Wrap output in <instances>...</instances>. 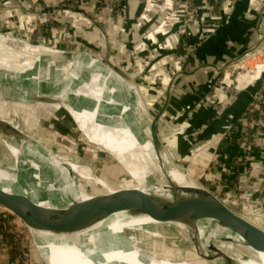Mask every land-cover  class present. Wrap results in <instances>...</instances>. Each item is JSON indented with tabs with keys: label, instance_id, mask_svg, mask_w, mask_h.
<instances>
[{
	"label": "crops",
	"instance_id": "0c3cea01",
	"mask_svg": "<svg viewBox=\"0 0 264 264\" xmlns=\"http://www.w3.org/2000/svg\"><path fill=\"white\" fill-rule=\"evenodd\" d=\"M182 1L126 0L128 14L122 18L93 0H75L71 8L66 0H0V32L124 66L143 100L152 102L151 111L145 106L158 119L169 160L210 181L207 186L229 208L264 229V132L247 128L245 146L223 139L232 125L239 132L261 80L235 101L221 83L232 75L235 61L256 47L264 50V0H221L214 9L206 0H193V21ZM185 44L195 47L186 53ZM62 108L74 122L67 131L78 129ZM68 115L61 112L60 126ZM195 143L200 148L192 150ZM234 196L246 215L235 210Z\"/></svg>",
	"mask_w": 264,
	"mask_h": 264
},
{
	"label": "bare ground",
	"instance_id": "6f19581e",
	"mask_svg": "<svg viewBox=\"0 0 264 264\" xmlns=\"http://www.w3.org/2000/svg\"><path fill=\"white\" fill-rule=\"evenodd\" d=\"M7 40L0 36V86H13L0 90V115L4 106L11 103L25 106L37 96L43 97L38 98L39 101H49V97L56 98L58 103L70 98L65 103L57 104L71 113L78 129L90 143L104 148L138 182L134 191H113L111 194H114L97 199L146 195L164 201L185 215L195 217L201 206L194 204L195 207H192L191 202L177 190L170 186L169 190L163 189L165 185H159L157 175L146 174L149 166L143 163L145 153L151 157L153 164H158L153 153L152 134L139 111L133 87L121 73L81 53H74L70 64L64 66L55 60L57 54L49 49L45 51L43 46L34 47L26 42L22 43V53L25 54L23 58L30 61L18 65L16 57L2 49ZM74 83L75 90L71 95ZM6 128L8 139L4 145L10 148L14 164L0 165V186L5 192L37 207L65 206L87 198L82 190L70 188L66 181L52 172V169L67 166L81 178V172L72 164L46 155L35 141L20 135L8 125ZM170 169L173 168L170 166ZM81 174L86 176V180L92 179L87 173ZM179 178L173 180L183 186L202 189L183 174ZM97 184L105 187L101 181H97ZM141 221L151 219L135 220L121 214L91 228L66 235L51 236L33 231L32 235L40 254L54 260L56 264H224V257L217 255L211 245L193 239V248L200 252L205 261L200 258L175 261L172 254L161 256L154 251L150 254L144 248L134 246L126 238L124 228L137 227L136 222ZM226 236L237 246L246 247L251 252L247 258L227 253L233 258L234 264H264V251L252 248L239 236ZM194 253L197 255L196 251ZM43 262L47 264L46 260Z\"/></svg>",
	"mask_w": 264,
	"mask_h": 264
},
{
	"label": "rangeland",
	"instance_id": "374dc122",
	"mask_svg": "<svg viewBox=\"0 0 264 264\" xmlns=\"http://www.w3.org/2000/svg\"><path fill=\"white\" fill-rule=\"evenodd\" d=\"M72 6H74V4L70 5L69 7L71 8ZM0 36L8 38L5 43V48L2 49H4L7 54L11 52L10 54H13L16 57V62L18 65H25L29 63L28 61H30L28 58H23L25 57V54L22 53V43L24 42L34 47L43 46L42 49L45 51L49 49L54 54H57L55 60L64 66L69 65L74 58V54H68L60 50L64 52L61 53L57 51L58 49L53 50L54 48L52 47H45L46 45H43L41 40L37 38L28 41L20 35L2 32H0ZM103 60L115 62L109 58ZM117 66L120 67L119 65ZM123 71L125 70L123 69ZM127 71L125 72L130 76L131 72ZM38 98L43 97H34L33 101L27 102L25 106L19 105L17 103H11L7 106H4L0 115L1 118L5 120L6 125L14 128L20 135L23 134L24 136L35 141L42 148L46 155L63 162H68L72 164L79 172L90 175L92 179L86 180V183L89 191L94 197L97 198L103 195H112L116 192L134 191L133 189L137 188L138 182L136 179L131 177L120 165V163L104 148L90 143L85 135L77 128H74L72 132L61 130L62 128L58 124L57 120L61 114L60 109L62 107L58 105L59 103L56 98L48 97L49 101L46 102L39 101ZM146 100L147 99H145L144 103L145 105L147 104V106H149V110L151 111V108L153 107L152 102ZM66 141L67 143L65 144ZM161 143L163 144L162 141ZM244 150L247 151L245 147ZM252 156V154H250V156L247 155L246 160H251ZM13 161L14 160L11 152L5 147V145H1L0 165L13 166ZM143 163L144 166H149L150 169H147L146 174L150 175L151 173H154L157 175L159 185H165L162 188H167L169 190L170 188L166 186L168 185V181L162 170H160L161 168L158 164H153L151 157L146 153ZM170 166L173 168L170 169V173L174 179L179 180V176L183 174V176H187L189 179H191L193 181L192 183L203 189L209 190L207 185L211 184V182L205 180L202 182V179H199L196 175L189 171V167L177 166L171 161ZM52 172L59 179L66 181V184L69 185L70 188L82 190L80 183L81 178L76 176L69 167L65 166L52 169ZM97 181H101L105 187H100L97 184ZM113 191L114 193L111 194ZM213 193L218 194V191H214ZM234 200L236 203H234L235 210L240 212L242 215H246V212L242 207H240L241 203L239 202L238 197H235ZM248 207L251 206L249 205ZM0 215L8 218L11 225H13L15 230L21 235V242L27 250L29 260H31L32 264H44L42 258L51 264H56L54 260L49 259L47 256H44V254H40V252L36 249L32 231L21 220L1 208ZM124 234L129 242H131L134 246L144 248L150 254H153V251L159 255L172 254V259L175 261H190L192 259L196 260L199 258L204 260L200 252L196 248H193L194 246L192 245V238L186 234H182L174 230L152 226H137L125 227ZM225 237V240H218L219 242L214 245H207L210 246L215 253L217 252L216 254L219 256H221L219 252L224 251L236 257H250L251 252L246 247H239L231 238L226 235ZM213 246L216 249H214ZM194 251L197 252V255L194 253Z\"/></svg>",
	"mask_w": 264,
	"mask_h": 264
},
{
	"label": "water",
	"instance_id": "95a60500",
	"mask_svg": "<svg viewBox=\"0 0 264 264\" xmlns=\"http://www.w3.org/2000/svg\"><path fill=\"white\" fill-rule=\"evenodd\" d=\"M94 59L121 73L125 81L133 87L137 95L139 111L152 134L153 153L168 181L167 186L183 194L191 202L192 207L199 205L201 209L195 213V217H190L164 201L140 194L115 196L99 200L91 194L86 183V176L81 173V188L84 195L87 196L83 201L65 206H31L12 197L0 186V208L21 220L31 231L43 235L60 236L74 233L124 214L129 219H151V221L136 222L135 226H152L174 230L188 235L193 240L210 245L225 240L226 234H233L243 238L252 248L264 251L263 228L237 214L216 193L203 188L183 186L173 180L170 173V160L157 131L158 119L149 114L136 83L123 69L114 63L96 57ZM263 82L264 76L254 92L260 90ZM11 86L13 85H2L0 90L8 89L7 87ZM14 86L19 87L18 85ZM74 90L75 83L71 88V95ZM69 100L70 98L59 101V103H65ZM7 139L6 123L0 116V146L4 145ZM200 145L201 143H195L192 150L200 148ZM24 157L28 158L27 156ZM213 248L216 249L214 246ZM219 254L224 257V264H234L233 258L226 252L221 251Z\"/></svg>",
	"mask_w": 264,
	"mask_h": 264
},
{
	"label": "built area",
	"instance_id": "2783aa9c",
	"mask_svg": "<svg viewBox=\"0 0 264 264\" xmlns=\"http://www.w3.org/2000/svg\"><path fill=\"white\" fill-rule=\"evenodd\" d=\"M100 6L109 7L115 16L125 18L128 14V6L126 0H93ZM180 3L182 0H176ZM189 7V18L193 21L194 16L192 12L194 10L193 0H184ZM211 7L214 9L216 5H219L221 0H206ZM183 2V1H182ZM67 5H73L75 0H67ZM72 3V4H71ZM223 4V3H222ZM221 20V15L216 17L215 23L210 27V30L218 26ZM47 47V46H45ZM185 48L184 52H191L195 45H183ZM232 75L227 76L222 84H225L226 89L230 93V100L235 101L239 94L247 88V86H256L264 74V50L256 47L250 50L242 59L235 61L233 66ZM242 126L237 132V127L232 125L224 133L223 139L233 144L234 141L239 143L241 146H245V140L249 136L247 128L255 129V132H264V82L259 91L252 93V100L247 107V110L242 118ZM248 129V130H249ZM258 133H254L252 136L257 138ZM249 148V146L247 147ZM6 217L0 215V219ZM6 222L0 227V264L1 256L6 259L4 264H32L29 260V255L25 247L23 246L20 238V234L15 230L13 225L6 218ZM20 245L21 248L17 254L12 257L10 254L11 246ZM2 253V254H1Z\"/></svg>",
	"mask_w": 264,
	"mask_h": 264
},
{
	"label": "trees",
	"instance_id": "16d2710c",
	"mask_svg": "<svg viewBox=\"0 0 264 264\" xmlns=\"http://www.w3.org/2000/svg\"><path fill=\"white\" fill-rule=\"evenodd\" d=\"M67 1V0H66ZM70 1V0H69ZM219 6V5H218ZM217 5H216V7H218ZM61 112L62 113H64L65 115H68L67 114V112L63 109V108H61ZM68 117H69V122L68 123H66V122H64V123H62L61 124V130L63 131V130H67V129H69L70 127H74V122H73V120H72V118L68 115ZM61 131V132H62ZM67 143V141L65 142V144ZM233 144H238L236 141H234V143ZM236 148H239L238 146L236 147ZM238 150V149H237ZM204 181V179H202V182ZM208 189L210 190V191H212V192H214V188L213 187H208ZM222 200V199H221ZM223 201V200H222ZM6 218L5 219H0V227H2V225L4 224V222H6ZM20 248H21V246L20 245H15V246H11V248H10V254H11V256L12 257H14L16 254H17V252H18V250H20Z\"/></svg>",
	"mask_w": 264,
	"mask_h": 264
}]
</instances>
